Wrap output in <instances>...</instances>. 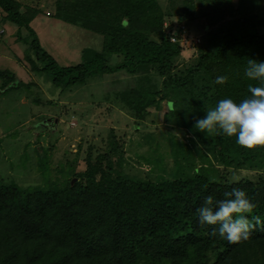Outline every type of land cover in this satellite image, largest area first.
Here are the masks:
<instances>
[{
    "label": "trees",
    "instance_id": "obj_1",
    "mask_svg": "<svg viewBox=\"0 0 264 264\" xmlns=\"http://www.w3.org/2000/svg\"><path fill=\"white\" fill-rule=\"evenodd\" d=\"M263 7L264 0H54L51 16L102 37L99 51L83 49L79 63L60 66L31 27L39 8L0 0V40L2 25L16 26L28 69L49 74L56 87L126 74L129 85L111 102L90 103L94 119L122 110L123 126L143 125L149 108L165 103L169 125L187 127L209 152L203 157L221 163L197 166L182 142L170 148L166 157L173 166L161 179L132 172L122 165L129 128L119 127L118 134L112 126L96 141L85 139L82 167L77 160L70 176L64 164L47 165L44 155L52 162L54 156L38 149L44 186L0 181V264H264V231L257 228L249 239L230 244L211 236L212 226H202L196 212L205 196L219 200L237 188L256 204L251 216L264 221V146L249 150L236 137H206L194 129L206 107L223 98L239 102L249 95V84H259L244 69L249 58L264 61V20L257 14ZM196 20L205 35L198 43L183 40L196 37L185 26ZM218 76H227V83L216 84ZM0 81V94L25 84L8 70H0ZM99 108L104 111L94 115ZM245 166L252 177L235 180L232 170Z\"/></svg>",
    "mask_w": 264,
    "mask_h": 264
},
{
    "label": "rangeland",
    "instance_id": "obj_2",
    "mask_svg": "<svg viewBox=\"0 0 264 264\" xmlns=\"http://www.w3.org/2000/svg\"><path fill=\"white\" fill-rule=\"evenodd\" d=\"M18 1L23 6L39 8L40 13L31 21V27L35 30L43 49L58 65L79 63L83 49L93 51L101 49V35L51 16L54 12V0ZM257 14L264 20V7ZM185 26L188 33L193 36L200 38L205 35L201 21H186ZM2 28L4 33L0 40V70L14 73L17 79L25 84L0 94V181L4 183L13 181L22 187L32 184L44 186L45 176L39 169L40 161L35 151L40 149L38 151L40 154L43 150L50 151L49 156H54L55 160L52 162L44 155L43 160L47 162L46 164L58 168H61L60 163L64 164L68 166L64 172L66 176H70L80 153H83L81 148L86 138L96 141L99 135L106 136L109 126L116 127L118 134L119 127L127 128L122 123L123 116H127L122 110L108 113L102 108L95 109L94 115H101L103 111L104 113L100 119L99 115L94 119L90 103L97 101L104 103V99L111 102L115 97L113 93L124 89L130 81H126V74L116 71L92 77L88 83L78 88L60 89L51 83L49 74L33 73L28 69L23 59L26 46L17 41L16 26L5 23ZM183 55L187 57L188 51ZM112 61L113 59L110 63ZM64 106L66 109L62 110V113L65 115L58 116L57 110ZM167 111V106L163 103L156 110L149 108L150 115L144 119L143 125L138 123L136 126L130 121L131 126L128 127L129 133L126 136L128 140L124 146L126 153L123 167L132 168V172L135 173H138L137 170L147 171L150 176L159 180L166 174L165 171H169L164 168L173 166L166 157L170 154V148L174 149L182 142H185L184 145L188 144L190 155L195 159L197 166L201 165L207 169L210 167L209 162L221 165L210 155L203 157L209 152L200 147L187 127L180 125L171 127L170 122L166 120ZM98 119L99 122L90 127V123H95ZM135 129L137 130L134 131ZM158 156H161L163 161L158 162ZM82 164L80 159L77 169H80ZM184 170L191 171L186 165ZM252 174L254 171L246 166L240 170H232L231 173L232 176L238 175L235 180L252 177Z\"/></svg>",
    "mask_w": 264,
    "mask_h": 264
},
{
    "label": "clouds",
    "instance_id": "obj_3",
    "mask_svg": "<svg viewBox=\"0 0 264 264\" xmlns=\"http://www.w3.org/2000/svg\"><path fill=\"white\" fill-rule=\"evenodd\" d=\"M244 75L259 84H249V95L239 102L231 98L218 100L214 107H206V115L196 120L194 129L208 136L236 137V144L254 150L264 146V61L249 58ZM227 76H218L216 84H225ZM256 208L246 192L233 188L216 200L212 195L204 197L196 209L199 223L212 226L211 236L219 235L230 244L249 239L257 228L264 231V221L251 216ZM251 216V218H250Z\"/></svg>",
    "mask_w": 264,
    "mask_h": 264
},
{
    "label": "built area",
    "instance_id": "obj_4",
    "mask_svg": "<svg viewBox=\"0 0 264 264\" xmlns=\"http://www.w3.org/2000/svg\"><path fill=\"white\" fill-rule=\"evenodd\" d=\"M0 32H2V30L0 29ZM182 39H186L187 40H190L192 43H198L200 41V38L199 37H189V38H186L184 35H182ZM171 41H174V37H171L170 38Z\"/></svg>",
    "mask_w": 264,
    "mask_h": 264
}]
</instances>
